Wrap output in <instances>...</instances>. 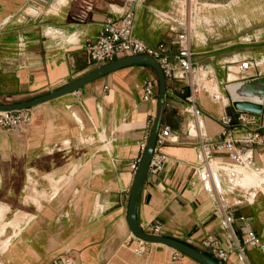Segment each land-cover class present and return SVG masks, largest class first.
I'll return each instance as SVG.
<instances>
[{"label": "crops", "instance_id": "obj_1", "mask_svg": "<svg viewBox=\"0 0 264 264\" xmlns=\"http://www.w3.org/2000/svg\"><path fill=\"white\" fill-rule=\"evenodd\" d=\"M195 1L197 8L202 2L224 4L229 13L224 19L237 27L208 29L193 0L186 8L184 0H0V103L45 95L101 66L89 60L85 42L127 8L134 11L135 37L151 47L165 42L171 51L176 32L163 14L190 11L188 20L201 18L196 30L203 34L198 39L191 30L201 114L196 119L184 112L190 93L185 80L166 81L161 126H169L171 136L158 148L166 157L162 170L146 176L137 222L149 234L158 223L161 236L211 257L201 242L217 239L230 252L220 264L235 263L236 245L252 231L260 245L245 247L246 264H264V190L240 184L252 178L250 183L264 187V144L251 151L259 172L237 168L232 175L224 170L230 164L225 152L202 154L198 147L199 141H217L220 118L239 111L226 86L264 76L258 64L264 63V9L253 17L233 14V0ZM31 8L37 13L29 14ZM241 59L257 64L238 73ZM233 66L236 79L229 75ZM200 72L205 75L198 78ZM147 79L155 91L145 102ZM206 83L215 84L217 92L208 91ZM157 93L151 67L126 66L29 109L31 121L20 129H0V264H64V259L66 264H199L166 245L139 243L127 226L132 164L149 137ZM207 169L221 197L199 181L197 173ZM224 214L233 219L230 236L220 228Z\"/></svg>", "mask_w": 264, "mask_h": 264}, {"label": "built area", "instance_id": "obj_2", "mask_svg": "<svg viewBox=\"0 0 264 264\" xmlns=\"http://www.w3.org/2000/svg\"><path fill=\"white\" fill-rule=\"evenodd\" d=\"M189 2L191 0H184L183 5L185 8ZM187 12L190 14V11L178 12L177 10L163 14L165 20L172 25L171 29L176 32L174 43L176 48L172 51L165 42H160L157 46L151 47L135 37L133 35L134 11L131 8H127L119 18H107L98 35L94 39L86 40L85 50L88 58L92 63L104 65L120 57H130V55L136 54L151 55L160 65L166 81L185 80L188 83L190 93L186 98L187 105L184 108V112L194 118L199 117L201 110L197 104V99L200 85L194 82L196 71L192 62V28L188 22L189 14ZM256 64L252 60L241 59L236 62V69L238 73H244ZM142 91V100L145 102L150 101L155 91L154 81L151 79L145 80L142 85ZM30 121L31 113L29 109L0 112V129L3 130H18L23 124H28ZM170 136V127L167 125L160 126L154 152L148 166L149 174L156 175L162 170L166 157L158 153V148ZM146 141L140 143V156L132 164V169L135 171L145 149ZM262 144H264V105L260 113L238 111L235 117L223 116L219 120L218 140L211 143L199 141L198 147L202 154L211 150L225 152L230 160L229 167L225 168L221 163H216V166L221 169L225 168V172H229H226V174H231L230 172L237 168L259 172V168L254 165L251 151L254 145ZM197 177L206 191L221 197L214 187L215 179L211 170H203L197 173ZM232 221L233 219L229 214L222 215L220 219L221 230L229 236L231 235ZM151 234L161 235V226L158 223L152 226ZM139 243H144V241L139 239ZM201 245L210 251L218 263L228 261L230 252L225 250L217 239L207 237L201 242ZM259 245V237L252 231L247 232L243 238L242 245H236L235 263L246 264L245 247H256ZM68 261V259H64L62 263L66 264Z\"/></svg>", "mask_w": 264, "mask_h": 264}, {"label": "water", "instance_id": "obj_3", "mask_svg": "<svg viewBox=\"0 0 264 264\" xmlns=\"http://www.w3.org/2000/svg\"><path fill=\"white\" fill-rule=\"evenodd\" d=\"M131 65H146L151 67L157 77V111L151 126L149 137L146 141L145 149L141 155L140 161L135 172L133 183L130 189L129 203L127 207V226L131 234L146 242L159 243L166 245L175 251L184 254L199 264H220L203 252L190 247L184 243L174 239L166 238L161 235H153L144 233L137 222V210L140 195L146 176L148 174V166L152 158L156 137L162 123V116L165 108L166 78L158 62L148 54L130 55V57H120L107 64L101 65L83 77L39 97L11 104L0 103V112H9L15 110H27L43 103L55 100L70 93L76 92L91 82L113 72L117 69ZM232 105L236 110L251 113H260L264 105V76L257 77L246 81H237L229 83L226 86Z\"/></svg>", "mask_w": 264, "mask_h": 264}, {"label": "rangeland", "instance_id": "obj_4", "mask_svg": "<svg viewBox=\"0 0 264 264\" xmlns=\"http://www.w3.org/2000/svg\"><path fill=\"white\" fill-rule=\"evenodd\" d=\"M193 1H194L193 3H195L196 8H197V2L195 0H193ZM233 1H234V3L232 4L231 10H230L231 12H233V14H240V15L244 14V15H248V16L251 15L254 17V16H256V14L258 12H261L264 9V0H238V1L233 0ZM186 5L189 7L191 5V3L189 2ZM224 6L225 5L221 4V3L202 2L201 7H198L200 9H202V11L199 14V17H202V20L208 26L207 27L208 29H211V26H210L211 24H213L212 27H214V28L217 27V29L219 31H222V32H227L228 29H230L232 27L233 28L237 27V25H234V24L230 25V23H231L230 18L226 19V20L224 19V17L227 16V14H229V13H227V11H226V13L224 12L225 11V9H223ZM28 13L33 15V14L37 13V10L35 8H31V10L28 11ZM199 17L198 16H192L191 19L189 18L188 22L192 28L193 34H195V36L198 39H203L202 32L196 30L197 24H198L199 20L201 19ZM224 21H225V24H223ZM237 35L238 34L235 33V34L229 35L228 37L235 38ZM263 59H264V57L261 60H263ZM258 64H259L260 68H264V63L262 65V64H260V61H259ZM231 71L232 72L229 74L234 75L235 78H231V76H230V78L236 79L237 78V75L235 74L236 70L232 69ZM201 75L204 76L205 73L200 72L198 74V78ZM206 88L210 92H213V93L217 92V87L215 84L211 85L210 83H206ZM248 181L249 182H246V180L241 179L240 184H242L243 187L246 189L249 187H261V189L264 190V187L261 186L260 184L250 183L253 181L252 178H248Z\"/></svg>", "mask_w": 264, "mask_h": 264}, {"label": "bare ground", "instance_id": "obj_5", "mask_svg": "<svg viewBox=\"0 0 264 264\" xmlns=\"http://www.w3.org/2000/svg\"><path fill=\"white\" fill-rule=\"evenodd\" d=\"M237 59H239V58L237 57ZM261 64H262V63H261ZM229 67H230V66H229ZM231 69H235V67L233 66ZM229 75H231V74H229ZM231 78H232V76H231ZM196 119H198V118H196ZM199 120H200V119H199ZM199 120H198V121H199ZM195 121H196V120H195ZM198 121H197V122H198ZM199 125H200V124H199ZM197 126H198V125H197ZM203 127H204V126H203ZM197 128H198V127H197ZM202 132H203V131H202ZM203 133H204V132H203ZM233 171H234V170H233ZM235 172H236V171H235ZM214 173H215V172H214ZM231 173H232V172H231ZM234 174H235V173H234ZM228 175H229V174H228ZM231 175H232V174H231ZM214 176H215V175H214ZM218 179H219V178H218ZM216 180H217V179H216ZM216 184H217V183H216ZM218 185H219V184H218ZM218 185H217V186H218ZM215 186H216V185H215ZM216 188H217V187H216ZM219 188H220V187H219ZM219 190H220V189H219ZM219 193H220V191H219ZM221 193H222V191H221Z\"/></svg>", "mask_w": 264, "mask_h": 264}, {"label": "trees", "instance_id": "obj_6", "mask_svg": "<svg viewBox=\"0 0 264 264\" xmlns=\"http://www.w3.org/2000/svg\"><path fill=\"white\" fill-rule=\"evenodd\" d=\"M205 254V253H204ZM207 255V254H206ZM208 256V255H207ZM209 257H211V256H209ZM212 259H214L213 257H211ZM216 262H218L216 259H214Z\"/></svg>", "mask_w": 264, "mask_h": 264}]
</instances>
